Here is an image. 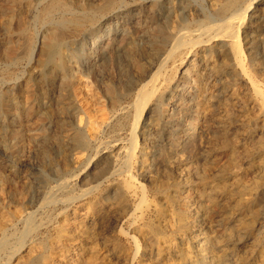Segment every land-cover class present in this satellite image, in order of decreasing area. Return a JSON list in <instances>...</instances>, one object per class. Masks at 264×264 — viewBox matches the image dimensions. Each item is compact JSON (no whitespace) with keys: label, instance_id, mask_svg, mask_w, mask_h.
Segmentation results:
<instances>
[{"label":"bare ground","instance_id":"6f19581e","mask_svg":"<svg viewBox=\"0 0 264 264\" xmlns=\"http://www.w3.org/2000/svg\"><path fill=\"white\" fill-rule=\"evenodd\" d=\"M30 1L41 8V20L55 26V44L38 60L46 67L57 45L84 25L121 12L125 0H101L85 10L74 9L68 0ZM162 1L161 34L151 31L150 20L141 23L145 30L130 22L121 30L124 42L117 30L111 36L106 24L92 32L90 52L102 64L121 59L116 71L123 74L133 56L144 61L138 80L104 73L97 77L108 85L103 95L74 76L67 90L65 104L75 128L62 129L63 144L88 147L121 114L126 154L112 160L98 152L100 161L77 155L78 165L100 162L82 178L79 194L62 173L52 179L54 186L42 175L49 185L37 197L22 174L20 193L12 192L11 205L0 211V253L14 250L4 264H264V0ZM4 19L0 26L8 37L0 60V117H17L26 133L41 91L33 73L21 74L18 88L13 81L20 78L21 61L36 58L38 41L26 30L15 38L10 19ZM125 91L131 97L122 104ZM106 100L114 101L113 115ZM135 165L155 201L145 202L148 187L133 175ZM116 174L123 181L91 198ZM7 185L0 176L1 198L10 195ZM49 206L58 209L37 221ZM19 224L23 228L16 233Z\"/></svg>","mask_w":264,"mask_h":264},{"label":"rangeland","instance_id":"374dc122","mask_svg":"<svg viewBox=\"0 0 264 264\" xmlns=\"http://www.w3.org/2000/svg\"><path fill=\"white\" fill-rule=\"evenodd\" d=\"M68 1H70L69 4L74 9H77V10H85L87 9L85 7H90L91 5L96 6L99 3H101V0H68ZM95 1L96 2L98 1V3H96ZM125 1H124V6L121 9V12L119 10H116L110 16L111 18L109 17L106 21H104L103 23H100L101 25L98 23H94L93 25L91 26L89 25L88 27V24H86L83 27L79 28L80 32L78 35L75 36L76 39L74 37L70 40H66L60 43L59 45H57L56 52L50 61L52 65L48 64L46 67H43L38 63V60L43 54V51H45L48 46H52L53 44H55V41H54L55 26L47 21L45 22L44 20L40 19L39 14H40L41 8H39V6H37V4L34 3V1L0 0V20L1 19L5 20L4 18L10 19V29H12V32L10 29L9 30L11 34H13L14 37L16 36L15 38H18L17 36H19L18 33L20 31L26 30L28 31L27 33H29L30 31V34L33 33V35L36 36L37 41H38L36 45L35 53L33 55V58L35 57L36 58L32 59L30 63L28 60L21 61V64H19L16 67L18 69V70L16 69L17 72H19L17 73V77H20L21 79L20 78H19L20 80L15 79L13 81V85L15 87L17 86L16 88H18L19 85L22 83L23 77L21 74L26 73L25 76H28L30 73H33L37 79V88L39 91H41L39 100L37 101V104L32 110V114L30 116L31 118H29L30 122L32 121L30 131H26V133H24L25 130L24 128L21 129L22 126L19 124L17 117H15L16 119L10 118L9 120L4 119V116H5L4 114L0 117V176L2 177L4 176L5 180L7 179L8 181L7 187L11 189L10 195L6 193L4 198L0 197V211L4 210L5 209L4 207L8 208V206L11 205L10 202L12 201L11 198H12L13 193H16V192H17L16 194L20 193V180H19L20 178L19 177L22 174L26 175L25 181L28 182V184L32 186V193L34 192L33 194L37 197L42 198L41 196L44 195L47 189L46 186L49 185V184H44L42 182V178H41L42 175H47V177L51 179L50 185L52 186H54L55 184L54 180L52 181V179H55L57 175H60V174L67 175V177H70L69 178L70 186L72 185L70 188L73 189L75 194L77 193L79 194L81 190L83 189V186L81 183L82 178L86 175H89L95 169V167L100 164V162L98 163V161L103 159L102 156L97 157L98 152L104 153L105 155H110L113 158V159L111 158L112 160H116L119 157L121 158L124 156V154H126V148L129 147V144L126 143V140H125L127 131L126 129H122L121 127L122 121L120 119H122L124 116L121 114L117 116L114 115L115 117L113 116L112 117L113 119L111 121V125L113 127L110 125L109 129L108 128L105 129L101 137L97 141L92 142L88 147L86 146L87 148L80 147L74 144H71L72 146L64 145L63 144V133H62L63 130H70L69 132H71L75 128V124L74 122H72L73 120L70 118V115L67 112L68 106H66L67 104H65L66 97H67V90L70 86L69 84L72 83L74 76H81L86 82L90 83L91 85L93 84L92 86L93 87L95 86V88L101 94L103 93L104 95L106 87H108V85L106 86V84L102 83L101 81H97L98 76L100 77L102 74L110 72V75L112 77L114 76L115 79H117L119 76H120L119 78H121V76L123 78H130L129 75H131V77L134 80H136L137 73L138 74L144 73L143 71L145 70V63L144 61L140 60V58L137 56H133L131 58V63H129V66L126 69L127 71L123 73L124 74L123 76L121 72L116 71L118 70L116 69L117 63L121 61V59L119 60L117 59L118 61L110 60L111 61V62L109 61L110 63L105 62L102 64L100 61H97L94 57L95 55L90 52V46L92 45L91 39L93 38L94 31L97 29H100V27H103L104 24L107 25L106 30L108 32L111 31V36L114 37V32L116 30L117 32H119V33H115L118 36L119 42H124L126 40L127 36L122 35L124 34V32L121 33V30L128 28L131 25L130 22H133L132 26H136L137 28L141 30H145L144 24L142 25L141 23L143 22V20H150L149 27H151V31H156L154 33H157V34L162 33V30H163L162 25H164L163 23L164 16L161 15L162 14L161 10L163 9V6H164L162 0H125ZM160 4H161V7H160ZM37 10H39V12ZM57 14L58 13H56L55 15ZM18 26L19 28H17ZM1 28L3 27L0 26V60L6 54L5 47H6L7 37H8L5 29L3 28L2 30ZM99 51H100L99 48H97L96 51L94 50V53L96 54V56H98L97 58H100L99 55L101 53ZM173 62L174 60H172V63ZM99 66L100 67L103 66V67L99 68ZM94 67H97V68H94ZM1 71L2 69H0V76H1V73H3V71L2 72ZM98 71H99V74H98ZM137 80H138V77H137ZM124 97L121 98L122 104L127 103L126 101H128V99L131 96L126 92ZM112 102L114 103V101ZM112 102L108 100H106L105 102L106 107H108V109L111 110V112L114 111V109L112 108L113 107ZM114 113L115 111L112 112V115ZM18 133H21L22 136L19 137ZM137 141L139 143L138 144L139 147L137 146L136 153L137 155H140V152H139L140 143H141L140 137L139 139L137 138ZM120 142L123 144H121ZM115 143L117 144V146L111 149L110 146L112 144L114 145ZM84 149H87V151ZM79 154H85V156L89 160L90 159L93 160L94 158V159H97L98 161L92 162L91 164L85 163V166L84 164L83 165L75 164L74 163L75 157ZM149 163L150 162L148 161L147 162L148 166H150ZM139 167L140 166L135 165L133 167L132 173L134 176L136 175L135 177L137 178L138 181H141V183L146 185V188L148 187L147 188L148 192L145 197V202L146 203L153 202L155 201V197L153 196L154 194L149 192L150 186L148 185V182L144 180V176L142 175V172ZM146 170H147V166H146ZM113 177L109 181H107L105 184L101 185L94 193L95 195L94 194L91 195V198L97 196L103 191L108 190L112 186L113 183H116V182L119 183L121 182V180L123 181V179L120 178L121 176L119 174H116ZM146 199H148V201ZM46 208L47 209H43L42 211L38 213L37 221L47 220V214L55 213V211L58 209L55 206H49ZM22 228H23V225L19 224L16 227L15 232L16 233L20 232ZM52 228L54 229L53 224L50 226L51 232H53ZM39 233L40 232H38V234ZM13 252H14L13 249L8 250V251H1L0 264L7 263L9 260V257L13 254Z\"/></svg>","mask_w":264,"mask_h":264}]
</instances>
